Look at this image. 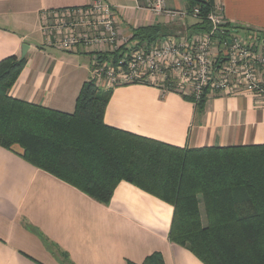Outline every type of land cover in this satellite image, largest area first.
<instances>
[{
  "label": "crops",
  "instance_id": "0c3cea01",
  "mask_svg": "<svg viewBox=\"0 0 264 264\" xmlns=\"http://www.w3.org/2000/svg\"><path fill=\"white\" fill-rule=\"evenodd\" d=\"M93 1L0 0V61L21 57L23 45L28 46L27 63L10 95L65 112L75 110L83 83L92 78L82 72L92 67L79 63L81 53H88L92 64V50L79 45L63 53L45 38L40 43L38 34L44 10ZM107 1L116 10L120 36L132 44L138 26L160 23L176 33L197 22L193 17L170 21L140 8L146 0ZM188 1L165 0V7L187 9ZM216 1L224 7L225 22L239 27L231 28L233 32L246 37L249 30L264 31V0ZM105 122L187 148L264 144V105L248 92L212 90L199 112L179 92L132 83L114 89ZM173 212L170 203L125 180L116 186L111 202L103 204L0 146V264H70L60 250L73 264L141 263L155 251L162 253L165 264H204L170 241Z\"/></svg>",
  "mask_w": 264,
  "mask_h": 264
},
{
  "label": "trees",
  "instance_id": "16d2710c",
  "mask_svg": "<svg viewBox=\"0 0 264 264\" xmlns=\"http://www.w3.org/2000/svg\"><path fill=\"white\" fill-rule=\"evenodd\" d=\"M215 2L188 1L190 13L200 8L189 30L210 29L206 15ZM170 34L160 23L138 26L131 42L148 46ZM121 50L102 59H116ZM26 63L18 55L0 61V146L103 204L123 180L170 203V241L204 264H264V144L187 148L108 125L105 114L115 88L103 89L93 78L83 83L73 112L28 102L9 93ZM159 86L181 93L199 112L212 91L206 87L197 99L169 82ZM59 254L73 264L66 252ZM128 264L165 261L155 251Z\"/></svg>",
  "mask_w": 264,
  "mask_h": 264
},
{
  "label": "built area",
  "instance_id": "2783aa9c",
  "mask_svg": "<svg viewBox=\"0 0 264 264\" xmlns=\"http://www.w3.org/2000/svg\"><path fill=\"white\" fill-rule=\"evenodd\" d=\"M170 21L176 17L200 19V8L165 7V0H146L140 6ZM224 7L216 1L206 20L210 29L204 32L180 30L138 47L120 36L117 14L107 0L90 4L44 10L41 29L45 43L63 51L79 45L91 48L93 76L103 89L135 82L176 86L199 99L206 87L228 93L248 92L264 105V31L250 38L227 31ZM125 46V50H121ZM121 50L116 59H102L105 54Z\"/></svg>",
  "mask_w": 264,
  "mask_h": 264
},
{
  "label": "rangeland",
  "instance_id": "374dc122",
  "mask_svg": "<svg viewBox=\"0 0 264 264\" xmlns=\"http://www.w3.org/2000/svg\"><path fill=\"white\" fill-rule=\"evenodd\" d=\"M188 20H189V22H193L194 21V19H191V18H188ZM40 31V30H39ZM41 31H42V29H41ZM38 37H39V39L42 41V42H40V43H44V34H43V31L42 32H40L39 34H38ZM58 49V48H57ZM51 50H56V49H51ZM57 51H60V52H63V53H68L67 51H62V50H60V49H58ZM82 54V56H81V61L79 62V63H85L86 65H88V67L89 66H91L92 68H91V71H90V68H89V71H87L86 70V67L82 70V72H83V74H85V76L87 77V78H89L90 76L92 77L93 76V72H92V69H93V65L92 64H90V60H89V54L88 53H81ZM73 69H75V63H73L72 64V66H71ZM82 67H84V66H82Z\"/></svg>",
  "mask_w": 264,
  "mask_h": 264
},
{
  "label": "water",
  "instance_id": "95a60500",
  "mask_svg": "<svg viewBox=\"0 0 264 264\" xmlns=\"http://www.w3.org/2000/svg\"><path fill=\"white\" fill-rule=\"evenodd\" d=\"M27 49H28L27 44H24L23 47H22L21 59L26 57Z\"/></svg>",
  "mask_w": 264,
  "mask_h": 264
}]
</instances>
